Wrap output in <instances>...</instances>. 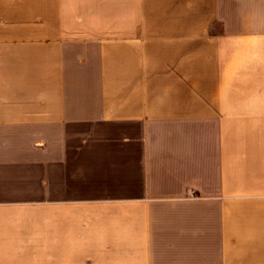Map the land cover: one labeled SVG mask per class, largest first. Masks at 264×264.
<instances>
[{
    "label": "crops",
    "instance_id": "obj_1",
    "mask_svg": "<svg viewBox=\"0 0 264 264\" xmlns=\"http://www.w3.org/2000/svg\"><path fill=\"white\" fill-rule=\"evenodd\" d=\"M0 264H264V0H0Z\"/></svg>",
    "mask_w": 264,
    "mask_h": 264
}]
</instances>
